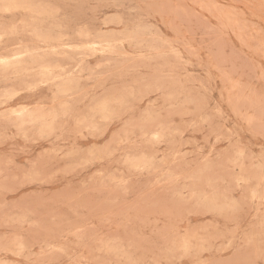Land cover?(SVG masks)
Listing matches in <instances>:
<instances>
[{"label": "rangeland", "instance_id": "obj_1", "mask_svg": "<svg viewBox=\"0 0 264 264\" xmlns=\"http://www.w3.org/2000/svg\"><path fill=\"white\" fill-rule=\"evenodd\" d=\"M31 1L0 0V264H264V0Z\"/></svg>", "mask_w": 264, "mask_h": 264}, {"label": "bare ground", "instance_id": "obj_2", "mask_svg": "<svg viewBox=\"0 0 264 264\" xmlns=\"http://www.w3.org/2000/svg\"><path fill=\"white\" fill-rule=\"evenodd\" d=\"M7 2L8 3H6V6H11L14 3H22V2L27 3V6L30 7L32 10L41 11L40 7L34 6L31 0H23V1H21V0H7Z\"/></svg>", "mask_w": 264, "mask_h": 264}]
</instances>
